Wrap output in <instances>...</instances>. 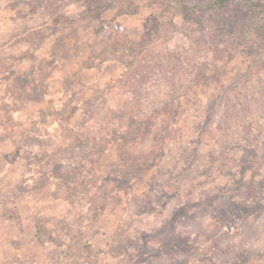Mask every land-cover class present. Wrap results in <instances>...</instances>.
I'll use <instances>...</instances> for the list:
<instances>
[{
  "label": "rangeland",
  "instance_id": "374dc122",
  "mask_svg": "<svg viewBox=\"0 0 264 264\" xmlns=\"http://www.w3.org/2000/svg\"><path fill=\"white\" fill-rule=\"evenodd\" d=\"M0 264H264V0H0Z\"/></svg>",
  "mask_w": 264,
  "mask_h": 264
},
{
  "label": "trees",
  "instance_id": "16d2710c",
  "mask_svg": "<svg viewBox=\"0 0 264 264\" xmlns=\"http://www.w3.org/2000/svg\"><path fill=\"white\" fill-rule=\"evenodd\" d=\"M224 3H225V0H213V5L215 9H219L220 7L224 5Z\"/></svg>",
  "mask_w": 264,
  "mask_h": 264
}]
</instances>
